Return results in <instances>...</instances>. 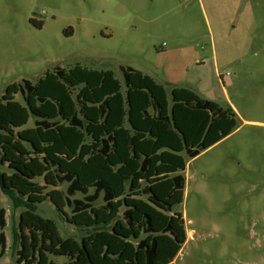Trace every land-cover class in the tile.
Listing matches in <instances>:
<instances>
[{
	"label": "rangeland",
	"instance_id": "obj_1",
	"mask_svg": "<svg viewBox=\"0 0 264 264\" xmlns=\"http://www.w3.org/2000/svg\"><path fill=\"white\" fill-rule=\"evenodd\" d=\"M75 65L113 70L121 82L119 67L130 66L162 83L169 95L172 87L190 88L230 105L238 126L187 162L183 190L170 195L168 178L151 186L153 200L137 191L115 200L111 211L96 206L77 217L65 206V186L55 179L19 93L23 80ZM8 121L12 134L3 135ZM1 140L12 150L36 153L32 160L15 157L21 168L3 158L0 170L22 194L38 190L41 219L51 222L27 212L33 217L20 229L27 248L13 256L8 251L0 264H88L77 243L63 246L59 237L83 239L76 224L94 222H108L117 237L126 231L118 264H143L140 240L155 242V264L168 255L175 264H264V0H0ZM0 200L10 206L6 196ZM125 206L132 211L130 228L121 218ZM143 215L153 237L137 229ZM41 223L51 231L38 230ZM110 236H91L87 248L94 255L96 246L112 248ZM106 260L95 264H117Z\"/></svg>",
	"mask_w": 264,
	"mask_h": 264
},
{
	"label": "trees",
	"instance_id": "obj_2",
	"mask_svg": "<svg viewBox=\"0 0 264 264\" xmlns=\"http://www.w3.org/2000/svg\"><path fill=\"white\" fill-rule=\"evenodd\" d=\"M119 71L123 82L113 70L56 66L35 82L23 80L19 85L44 156L57 183L65 186V206L73 215L96 206L110 211L113 200L137 191L153 200L151 186L168 178L173 184L170 195L183 190L187 162L238 126L230 105L202 98L186 87H174L169 95L148 74L130 66H120ZM2 175L0 170V192L8 198L11 211L41 218L38 204L6 185ZM131 212L130 208L122 211L127 228L132 224ZM57 213L65 220L58 209ZM10 221L12 242L8 248L6 209L0 204V260L8 250L12 256L21 253L19 222L14 216ZM103 226L80 229L87 236ZM137 229L146 237L154 236L147 215ZM72 240L84 251L83 239ZM136 249L143 251L145 264H154L153 240L150 245L140 240Z\"/></svg>",
	"mask_w": 264,
	"mask_h": 264
},
{
	"label": "crops",
	"instance_id": "obj_3",
	"mask_svg": "<svg viewBox=\"0 0 264 264\" xmlns=\"http://www.w3.org/2000/svg\"><path fill=\"white\" fill-rule=\"evenodd\" d=\"M162 84V83H161ZM175 87H177V86H175ZM172 88H174V87H172ZM171 88V89H172ZM14 125L12 124H10V122L8 121L7 122V126L5 127V128H7L8 130H4L5 132H2V134L3 133H6V131L8 132V133H11L12 134V132L10 131L11 129H13L14 127H13ZM15 131V134H18L17 133V130H14ZM4 135V134H3ZM6 135H8L7 133H6ZM20 137H22L23 138V136H20ZM12 139H14V138H12ZM23 139H25V138H23ZM26 140V139H25ZM0 147H1V149H2V153H3V158H4V160L5 159H8V157H10V158H13L12 159V164H16V165H22V163L21 162H18V161H16V159H15V157H18L19 159H23V160H32L34 157H35V154L36 153H31V151L28 149H24L23 151H21V150H17V149H15L14 148V150H12V149H10V147H7V145H5V142L3 141V140H1L0 141ZM5 147L8 149V156H7V153H6V151H5ZM43 151V150H42ZM10 160V159H9ZM20 167V166H19ZM21 168V167H20ZM2 174H3V172H2ZM8 174H10V173H8ZM16 174V173H15ZM11 177H12V175H9V180L11 179ZM2 178H3V180H4V183L6 184V185H8V186H12V187H14V188H16L15 186H13L12 185V183L10 182V183H8L6 180V176H5V173L2 175ZM17 189V188H16ZM18 190V189H17ZM21 194H22V192L20 191V190H18ZM38 190H36V191H33V189L32 188H30V189H28L27 191H25V193L24 194H22V195H24V196H26V197H28L30 200H34L35 202H40V201H38V200H36V192H37ZM43 191V190H42ZM38 193V192H37ZM0 194H2L1 192H0ZM48 194H50V193H48ZM3 195V194H2ZM48 197V199H49V202L50 203H52V205L55 207V208H57L56 206H55V204L51 201V195H49V196H47ZM8 199V198H7ZM118 199H120V198H118ZM118 199H116V200H118ZM114 201L115 200H113L112 202H111V210H112V207H113V204H114ZM0 204H1V200H0ZM124 204V203H123ZM1 207H3L4 209H6V218H7V225H6V229L9 231V234L10 235H8L7 233H6V235H7V244H8V248H10V246H11V242H12V235H11V221H9L10 220V217H12V216H14V218L19 222V233H20V229H22V226H23V224L25 223V220L26 219H29L30 217H33V216H31V215H28V213L27 212H21V211H16V212H12L11 211V204H10V206L9 207H4V206H2L1 205ZM127 206H125L124 208H126ZM58 209V208H57ZM93 209V208H92ZM92 209H90V210H88L87 212H91L92 211ZM101 210H103V209H101ZM110 210V211H111ZM124 210V209H123ZM59 211V210H58ZM60 212V211H59ZM86 212V211H85ZM12 213V214H11ZM78 214H80V213H78ZM132 214V213H131ZM77 217H79V215H77V214H75ZM39 218V217H38ZM39 221H41V222H43V221H45V220H48V221H50L51 222V220L50 219H45V220H42L41 218H39L38 219ZM94 222V221H93ZM138 222V221H137ZM132 224H133V222H132ZM54 225V224H53ZM76 225H78V227L79 228H82L83 227V225L82 224H76ZM86 225V224H85ZM91 226L93 225H101V226H103V225H105V232H99V233H96L95 232V235L94 234H92V235H88V236H85V237H83V244H84V251L83 250H81L80 248H79V246H78V243L76 242V241H74V240H72V239H74V238H68L67 240L66 239H61L59 236H58V234H57V236L59 237V239L61 240V241H63L62 243V245L63 246H65V244H67V243H64V242H68V243H77V246H78V248H77V250L80 252V255H81V253H82V256H83V259H85L84 261L86 262V263H88V264H90V263H92V264H95V260H102V259H107L106 261L107 262H116L117 264L118 263H120V260H121V250H122V248H118L120 245H122V243L124 242V237H125V233H126V231L125 230H121V236L119 237H117L114 233H111L110 231H109V229H108V222H94L93 224H90ZM89 225V226H90ZM39 226V229L38 230H40V228H42V229H46L48 232H50L51 231V227H50V224H45V226L46 227H44L43 226V224L41 223L40 225H38ZM6 229H5V232H6ZM124 229H126L127 230V228H124ZM56 229H55V225H54V229H53V231H55ZM45 233L44 232H42V234H41V236H40V238L43 240V241H45V242H47V238L45 237V235H44ZM109 234H112V236H110L109 238H110V244H111V246H112V248H110V246L108 247V248H99V247H97L96 246V250L98 251V253H96L95 255H94V253H91L90 251H89V248H87V240L88 239H90V237L91 236H96L97 237V235L98 236H102V235H109ZM20 236H21V234H20ZM22 237V236H21ZM187 240V239H186ZM49 243V242H48ZM145 244L146 245H148V242H147V240L145 241ZM101 247V246H100ZM20 248H21V250L23 249V248H27L25 245H24V243L22 242L21 244H20ZM157 248V247H156ZM63 251L61 252V253H65V248H63L62 249ZM9 251V250H8ZM22 252V254H23V251H21ZM21 254V253H20ZM23 257V255H21V257H20V259ZM55 258H56V256H55ZM155 258H156V252H155ZM155 258H154V264H155ZM171 256L170 255H168L167 256V258H166V260L164 261V262H160L159 264H171V263H173V264H175V260L173 259L172 261H170L171 259ZM127 261H129V259L128 260H124L123 261V263L122 264H125ZM143 264H145V260H144V262H143Z\"/></svg>",
	"mask_w": 264,
	"mask_h": 264
}]
</instances>
